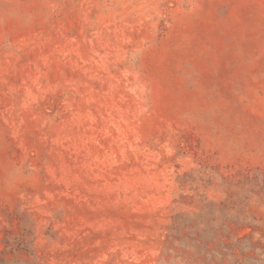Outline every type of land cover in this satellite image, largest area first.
<instances>
[{"label": "rangeland", "instance_id": "obj_1", "mask_svg": "<svg viewBox=\"0 0 264 264\" xmlns=\"http://www.w3.org/2000/svg\"><path fill=\"white\" fill-rule=\"evenodd\" d=\"M0 264H264V0H0Z\"/></svg>", "mask_w": 264, "mask_h": 264}]
</instances>
